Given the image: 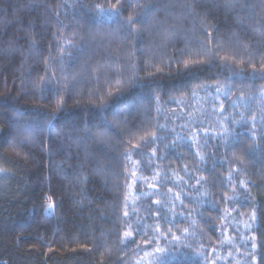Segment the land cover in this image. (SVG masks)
<instances>
[{"label":"trees","instance_id":"16d2710c","mask_svg":"<svg viewBox=\"0 0 264 264\" xmlns=\"http://www.w3.org/2000/svg\"><path fill=\"white\" fill-rule=\"evenodd\" d=\"M0 264H264V0H0Z\"/></svg>","mask_w":264,"mask_h":264},{"label":"snow or ice","instance_id":"6c2138e0","mask_svg":"<svg viewBox=\"0 0 264 264\" xmlns=\"http://www.w3.org/2000/svg\"><path fill=\"white\" fill-rule=\"evenodd\" d=\"M101 11H105L104 9H101ZM135 21L133 20V18L129 17V20H128V23L129 24H133ZM55 116H56V112H53L50 117H49V121H51L52 119H55ZM49 200H51V198L49 197ZM158 203V202H157ZM54 209V204L53 203H49L47 208L45 209L46 212H52ZM125 215H127V213H125ZM133 236V233L132 232H125L124 233V237L126 239L128 238H131ZM157 251H162V249H157Z\"/></svg>","mask_w":264,"mask_h":264},{"label":"rangeland","instance_id":"374dc122","mask_svg":"<svg viewBox=\"0 0 264 264\" xmlns=\"http://www.w3.org/2000/svg\"><path fill=\"white\" fill-rule=\"evenodd\" d=\"M228 91V90H227ZM200 97H197V100L199 99ZM243 241H245V240H243ZM223 260V259H222ZM172 261H174V259H172Z\"/></svg>","mask_w":264,"mask_h":264}]
</instances>
